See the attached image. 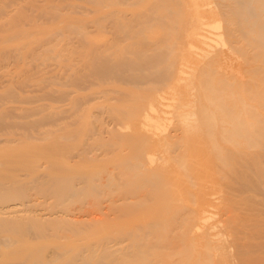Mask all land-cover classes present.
<instances>
[{"label":"rangeland","instance_id":"rangeland-1","mask_svg":"<svg viewBox=\"0 0 264 264\" xmlns=\"http://www.w3.org/2000/svg\"><path fill=\"white\" fill-rule=\"evenodd\" d=\"M91 1L92 0H25V1L24 0H0V7L3 8V9H0V23H1V25H0V36H1L0 38L1 39L0 40L6 41V42H3L2 44H1L2 41L0 42V46H1V48H0V116H1L0 117V264H13V262H14V264H28V262L32 263L35 260L34 257H37L39 255V253H38V255L35 254L38 251L40 252V254H42L43 257L49 256L48 258H50V260H53L50 264H66V262H67V264H72L75 261L74 258H76V256H78L77 253L79 251H82L84 248H88V246H92L96 241H98L99 238L105 237L103 235L109 229V224L112 225L115 218H118L121 220V221H119V220L118 221L120 222V225L122 227L123 223L128 222L131 219V217L134 216L133 214L140 213L141 212L140 210H143V209H141L143 207V205L138 203V201H141L142 198H139V200L137 198L136 199V201L138 200L137 202L133 198H131L132 199L131 200L129 197L123 201L122 196H124V195L128 196V194L130 195V193L127 192L128 185L126 187H124L128 183L127 182L128 180L123 181L124 179H120V178H122V175L119 174L121 166L123 165L122 162L124 160V162H125L124 165L129 163L130 160L127 159L128 157H126V155L130 154L132 148H134V151L132 150V152H131L133 154H130V155H132V157H135L134 154H136V158H137L139 150H136L135 146H133L131 149L126 151L127 146L124 147V145H125L124 136L125 135L123 133H120L119 131L116 132V130H115V129H117L116 123H117V125L118 124L121 125L127 119V114L124 112L123 109L128 108L126 106H128L129 104L131 105V103H129V101H131V99L133 98V97H131V95H133L132 93L135 94L136 92L146 91L145 89L149 90V88H153L154 86L158 88L157 89L158 93H159L158 100H162L165 102V105L163 106V111H164L165 117L166 116L169 117L171 115L172 106H169V105H171L173 103V100L171 99V97L174 96V92H173V90L171 91L170 89H166L164 87H167V83L165 81H167V82L170 81L169 78H171L170 74L172 72L171 70L173 69L172 66L174 67V65H171V67H170L169 65H167V63H168V61L170 63H172L174 61V59L176 60L178 58V54H177L176 50H175L176 51L175 52L172 49H165L166 51L163 50V53L165 54V56H167L168 59L166 57L163 58L164 54L160 55L161 57H159V55H158L159 53H158L157 54L158 55L157 60L160 58V60H162V61L161 62L158 61L159 64L157 62L154 63L155 61L153 62V58L149 57L150 60L152 61L151 62L149 60L148 56H151V54H150L151 49H149V48L152 46L150 42H153L152 41L153 38L150 35H153L156 31H158L157 38L154 36L153 37L155 40L159 41L160 43H161V41H164V43H167V42L171 43L172 42V44L175 42H179V40L184 35H186V33L184 31L182 33L179 30V28H182L183 23L187 19H189L190 17H193V16L197 15L198 13H200V11L204 7H206V6L211 7V4H209V5L200 6L198 9L192 10L186 6L182 7V3L180 2V0H158V20L157 19L155 20V18H157V14H155V16H150V18H152V20H149V19L145 20L144 19L143 20V21H145V23H144L142 21V19H140L138 17H137L138 19H136V16L134 19L133 18L134 14L132 15V12H136L137 10L139 11V10L149 9L154 4L155 0H138V1L136 0L137 3L135 5H134V3L136 1H133V4H131L132 3L131 1H130L131 3L128 2L127 4L116 2L115 5H112V6H110V8H108V10L112 12L111 16L114 14H121V13H123L122 11L124 10V13H123L124 15L121 14L119 16L122 17V18L120 17L122 19V22H125L127 20L126 24L128 22L130 24V26H132L131 29L129 26L128 31H125L126 29H128V28H126L124 31H122L123 33L120 35V33H121L120 29H122V24H118L119 27H117V22L118 21L120 22V20H121L118 17V15H116V16L120 20H118L116 16H113V17H116L117 20L113 19V17H112V18H109L111 21L110 20L108 21V19L105 18L104 20H99L100 24L103 26L96 25V27L91 20H88V21H91V23L86 22V23H84V26H83V25H79V23L73 19V18H75V16L77 14L78 15L76 17L81 16V18H82V14H86V13L88 15L94 16L95 20L92 19L93 17L88 18V16H87L88 19H92L94 21L98 20L99 16H101L100 18H103L102 16L106 12H102L103 13L102 15H100L99 13L98 14L97 13H91L94 10V8H98L97 10H99V8L101 7L97 4L93 5L95 3H94V1H92V2ZM115 1L116 0H114V2ZM119 2H121V1H119ZM16 5H17L18 9H16L17 8ZM12 6H13V8H12ZM71 6H72V8H71ZM73 7L75 10L73 9ZM19 8H20V10H19ZM12 9L17 10L19 13H17V11H13ZM51 9H52V11H51ZM167 9H169V10H167ZM9 10L13 11L12 15H11L12 17L10 16L9 13H7V12H10ZM117 10H119L121 13H119ZM73 11H75L77 13H73ZM78 11H80V12H78ZM64 12H65V14H64ZM66 12H68V15L70 16L69 19H68V16H65L67 14ZM94 12H97V11L95 10ZM125 12H126V14H125ZM13 13H15V14H13ZM7 14H9V15H7ZM130 14L132 15V18L130 16ZM150 14L152 15V12ZM53 15H55V16H53ZM86 15H84L83 21L85 19H87V18H85ZM125 15H126V17L123 18V16H125ZM8 16H10V17H8ZM51 16H53L54 18ZM104 16L106 17V15H104ZM127 16H130V18ZM65 18H67V20H68V21L64 20V22L66 24L62 22L63 21L62 19H65ZM81 18H80V20H82ZM75 19H77V18H75ZM139 19L144 24L141 25L140 21H139V23H137ZM77 20L79 21V19H77ZM59 21H61V22H59ZM73 21H76L77 23H75ZM155 21H158V22H155ZM32 22H34V23H32ZM146 22H149L151 25H149V23H146ZM2 23H4V25ZM215 23H218V25H219L218 28L213 27V24H215ZM67 24L70 26V28L68 30L66 27ZM80 24H83V23L80 22ZM61 25H63V27H61ZM64 25H66V26H64ZM145 25L149 26L148 28H146L147 30L149 29V31L152 30V28H154V29L156 28V29L151 31L153 33L148 32L144 28V27H146ZM211 25L212 26H209L207 28V30H204V29L201 30L202 34L209 38V39H206V41H208V45H210V46H207L204 43H197V46L199 48H198V50L194 49V51H196L197 53L191 54L190 58L185 56V59L183 62L184 64L181 67L183 70L182 76L187 77L191 74L192 63L190 62V60H192V59L197 60L207 50H211L214 48L226 49L227 46L224 44L225 43V36L223 35V31H222L223 21L221 19H215V20L211 21ZM79 26H81V28H80L81 30L85 29L84 31L88 32V34L86 33V35H88V36L91 35L90 36L91 38H94V37L97 38L100 35H103L104 40H111L110 41L111 44H109L110 46L111 45L113 46V44L115 43L114 42L115 40H117V41L120 40L122 38L121 37L122 35H124V37L128 36V38H126L128 40H125V38L123 37V39L125 40L124 42L129 41V44L128 45L126 44L127 50L129 47L131 48V46H129L131 43H133V44H131V45H133L132 46L133 49H138L137 46L140 48L142 43L145 42V44L143 43V45H145L146 47L142 45V48L144 47L145 48L144 50H146L148 47L147 52H148V50H149V52L145 53L147 56L141 55V57L143 56L142 59H144V60H145L144 57H147L145 61L147 62V60H149V62L146 63L144 60H141L138 58L139 59V60H137L138 63H137V61L136 62L131 61V63H129L130 62L129 60L131 59L130 56H133V54L128 53L127 57H125L124 56L125 54L123 55L122 51L121 52L119 51L121 49L120 46H119V48H116V46L121 45V43H123V40L122 41L120 40L121 42L118 41V43H115V44H117V45H115V47L113 46L114 49H116V50L118 49L117 52L111 46L113 51H111V49L109 48L110 50L107 49L108 50L107 52H105V50H104L101 53H98L101 50H103V46H101V45L107 43V42H104V40H103V44H102L101 43L102 41L100 39V42H99V43H101V45H100L98 42L95 41V40L98 41L99 38H97V39L95 38V40L93 39V41H95V43L94 42L92 43V40L89 39V41H88V39L85 37L87 39V41H86V39H83L80 36V37H78L79 39H76V40H78V42H76L75 33H73L74 30H72L71 27H74L77 29ZM82 26L84 29L82 28ZM150 27H152V28H150ZM14 28H16V29H14ZM143 28H144V30H142ZM53 29H54V31H53ZM60 29L61 30L66 29V30H63V32H62ZM132 29H133V32H135L134 34L132 32ZM135 30H137V31H135ZM138 30H140V31H138ZM66 31H68V32H66ZM70 31L72 34H70ZM129 31L132 32L131 34H133L135 37H132L131 34L128 33ZM53 32H54V34H53ZM60 32H62V33H60ZM124 32H125V34L127 32L130 35V37H129V35L125 36ZM139 32H141V33L139 34ZM67 33H68V36H67ZM146 33H148V35ZM149 33H151V34L149 35ZM48 34H50V35H48ZM52 34L57 36V37L53 36ZM62 34H65L66 38H65V35H62ZM2 35H3V37H2ZM60 35H62V36H60ZM69 35L71 37L70 38L71 40L68 39ZM147 36H149V37L147 38ZM105 37L106 38L108 37V38L106 39ZM113 37H114V41H113ZM55 38H57V39H55ZM76 38H77V36H76ZM130 38H132V39H130ZM149 38L151 41H149ZM66 39L72 41L73 44H72V42H69L68 40L66 41ZM144 39L147 41H144ZM55 40H58V41H55ZM60 40H65V42L63 41V43H62V41L60 42ZM47 41L48 42L50 41V42L47 43ZM90 41L92 44L90 43ZM157 41H154L152 44H154ZM173 41H175V42H173ZM59 42L62 43L63 45L66 44L67 46L68 45L70 46L72 44L71 47L73 46L74 50L71 51L70 50L71 47L69 48V46H68L69 50L71 51L70 53H65V52L62 53V51L60 53L59 48L61 49L63 47V45H61ZM80 42H81V44H80ZM119 42H120V44H119ZM46 43H47V45H46ZM53 43H57L58 44V45L56 44L57 47ZM137 43H138V45H137ZM21 44H22V49H18L17 47ZM48 44H51L52 45L51 47H53V48L49 49L50 46H48ZM96 44H98L97 48H95ZM156 44H158V43H156ZM44 45L46 47H48V49L47 48L45 49L47 51L42 49L45 47ZM147 45H149V46H147ZM86 46L89 47V49H91V50H89ZM93 46H94V49H93ZM104 46L106 47V45H104ZM124 46L125 45L123 43L122 49L124 48ZM73 47H72V49H73ZM100 48H101V50H100ZM164 48H165L164 46L161 47V51ZM139 50H141V48ZM167 50H168V52H167ZM37 51H39V52H37ZM161 51L159 50L158 52H161ZM87 52H89V53H87ZM90 53H92V54H90ZM106 54H108V55H106ZM142 54H144V53H142ZM93 55L97 56V58L95 56L93 57ZM102 55H103V57H102ZM88 56H90V57L88 59H86ZM91 56H92V58H91ZM117 56L120 58L117 59ZM94 58H95V60H94ZM107 58L109 61L106 60ZM121 58L124 60H122ZM61 59H63V60L60 61ZM81 59L85 60V61L82 60L84 63L81 61ZM90 59H92V60H90ZM115 59H117V60L115 61ZM132 59H134V58H132ZM53 60L55 62H57V61L58 62L55 63ZM69 60H71L70 61L71 63L69 62ZM88 60H90V62ZM125 60H127V61H125ZM140 60L142 62H139ZM93 61H94V63H93ZM117 61H118V63H117ZM112 62H114L115 65L112 64ZM150 62H151V64H150ZM77 63H78V66H76ZM82 63H83V65H82ZM88 63H91L92 66L90 64L88 65ZM109 63H110V66H108ZM116 63H117V66H116ZM63 64H65V65H63ZM73 64H75V65H73ZM93 64H95L94 65L95 69L93 68ZM156 64H158V65H156ZM58 65L59 66L61 65V66L59 67ZM67 65L71 66V68H73L75 66V68H74L75 70L72 71L71 69H69V67ZM138 65H139V67H138ZM143 65H144L145 69L144 68L141 69V67ZM148 65L149 66L151 65V66L149 67ZM87 66H90L89 70L86 69V68H88ZM126 66H128V67L131 66V67L129 69ZM222 66H223L224 70L235 75V77L238 76L237 79L242 78V80L245 77H246L245 80L247 79V76H249L248 75V72H249L248 69L251 67L253 68V64H251V63L247 64L245 57L242 54H240L239 52H231V53L227 54V56L224 59V62L222 63ZM55 67H58V68H55ZM78 67H79V70H77ZM91 68H93V69H91ZM96 68H98V69H96ZM108 68H110V69H108ZM46 69H47V71H46ZM62 69H64V70H62ZM165 69H167V70H165ZM93 70H95V71H93ZM109 70H111V71H109ZM164 70L166 71V73ZM55 71H56V73H55ZM68 71H69V73H67ZM255 71H256V69H255ZM13 72H15V73H13ZM72 72L76 76L74 74H72ZM155 72H157L158 74ZM12 74H14V75H12ZM150 74H151V76H150ZM73 75H74V77H73ZM83 75H85V76L83 77ZM107 75H109V76H107ZM104 76H106V78ZM40 77H42V78H40ZM69 77H70V80H67V79H69ZM133 77H135V79ZM139 77H141V78H139ZM101 78H103V79H101ZM156 78H157V80H156ZM44 79H46V80H44ZM104 79H105V82L103 81ZM256 79L257 78L255 77V80L252 79V81H250V82L247 81V80H250V78L247 79L246 81L244 80L241 82L237 80V83L235 80H233L234 81L233 85H232L233 88L231 85H230L231 88L229 86V89L233 90V91L231 90V92L233 94L229 93V91H228L229 89H228L227 90L228 92L226 91V94H224V98L226 97V100H227L228 98H231L230 96H232V95H234V96H232V98L233 97L235 98V97H237V96H235V94L237 95V93H238V97L235 99L238 100V98L240 97V100H242L245 97V96H243L245 94V92L243 90L241 91V89H243V87L245 85H247V84H244L243 86H241L242 82L253 83V81H256V82L258 81ZM47 80H48V83H47ZM132 80L134 81V85H133ZM141 80H143V81H141ZM191 80L194 81V83H192V82L191 83L193 85H195L196 80L194 78ZM239 80H241V79H239ZM138 83H140V84H138ZM163 84H164V86H163ZM258 84H259V81H258ZM258 84H256V86ZM260 84L262 86L264 85V84H262V82ZM239 85H240V87H239ZM234 87L236 90L235 94H234ZM236 87L238 89H236ZM122 88L123 89L125 88V89L123 90ZM161 88L162 89L164 88L165 90L164 89L162 90ZM195 88L192 89V91L197 92L198 87H195ZM222 88H225V87H222ZM140 89H142V90H140ZM150 90H152V89H150ZM153 90H155V89L153 88ZM222 90L225 91V89H222ZM62 91L65 92V94L62 93ZM128 91H129V94H128ZM102 93H104V94H102ZM228 93L232 94V95H228ZM73 94H75V95L73 96ZM136 95H137V93H136ZM225 95H227L228 97ZM248 95L251 96V93L248 92ZM125 99L128 102L126 103V101H125V102L121 103ZM235 99H233L234 102H237V101H235ZM244 99H246L245 100L246 102H251V104L252 103L256 104L255 101L253 102V100L251 101V100L247 99L246 97ZM244 99H243V101H244ZM191 100L192 99H185L184 103L191 101ZM228 100H231V99H228ZM233 100L228 101V102L231 104L233 102ZM240 100H238L239 104L237 103L236 106H235V103L234 104L232 103L233 106L231 104L232 107L235 106L234 109H237L238 113L241 110V105H240L241 102H239ZM255 100H257V99H255ZM118 102H120V103H118ZM132 102H133V100H132ZM42 104H43V106H42ZM49 104H51V105H49ZM123 104L126 106H124ZM230 104H229V106H230ZM237 105L238 106L240 105L239 106L240 108ZM256 105L258 106L259 112L264 115V106H261L259 104V100H257ZM37 106L40 108H37ZM42 107H43V109H42ZM49 109H51V110H49ZM62 110H64V111H62ZM237 110H236V113H237ZM51 111H54V112H51ZM114 112H116V113H114ZM111 113H113L117 116L112 115ZM125 114H126V116H125ZM245 117L243 116L242 118L248 119L247 116H245ZM217 125L215 128V132H216V134L220 135L218 132L222 131V129L220 130L221 125H219V124H217ZM223 126H225V125L223 124ZM109 127L111 128L110 130H109ZM134 135H136V134H134ZM129 137L127 135L125 136V138H128V139H126L127 141L129 140ZM120 138L123 139L122 144H120V142H118V140L120 141ZM131 138H132V140L134 139L133 136H131ZM216 138L217 139H215V140L218 142V140H220V139L217 135H216ZM240 140L242 141V143L244 142V140H242V139H240ZM263 140H264V137L262 138L260 143L253 146V148H247V146L243 145L241 142H236L235 144H234V142H232V143L230 142L231 145L228 142L226 144L224 142L223 143L219 142L221 148H223L221 150L222 151L225 150V152L227 151V153L223 152V154H225V155L229 154V156H231V158L229 159L230 163H228L229 162V160H228V162H226V164H225V165H228L229 167L228 166L224 167L225 168V169H223L224 172L220 170L221 173L223 172L225 174V172H226L227 176H225L224 178L222 176V179H218V181L219 180L220 181L217 182L218 186L220 188V193L222 194L221 203H220L221 207L219 206V208H218V213L221 216L217 215L213 220H215L216 218H219V217L222 218V216L225 217V214H226V216L228 215L227 214L228 210L225 212L224 208H225V205L227 207V205L230 203L229 201H231V205L229 204V206L232 208H230L229 210L232 211V213L231 214L229 213V214L232 216L233 220L236 219L235 221H240L239 223H237L238 225L236 224L237 227L242 226L241 228H236V230L239 229L238 230L239 233L241 231L244 232V230H245V233L247 232L246 234L240 233L242 235H240V234L239 235L241 236V238L245 239V240L241 239V241L246 242L244 249L246 248L247 250L246 249L245 250L248 253H247V256H245L246 253H245V255L242 256L245 259L244 260L242 258L243 259L242 261L240 258L238 259L234 255L235 260L237 261V264H245V262H246V264H253L254 262H255V264H264V261H262V260H264V211H263V208H264V203H263L264 202V186H262L264 184V179H263L264 176H262V174H264V173H262L261 177H260L259 176L260 172L258 171L259 168H261V166H262L261 169L264 170V143H261ZM132 144H134V143H132ZM224 146H225V149H224ZM261 146H263V147H261ZM128 148H129V146H128ZM212 151L210 152V156L211 155L215 156V155L211 154V153H214V150H212ZM228 151H229V153H228ZM236 151H239V152L241 151L242 152V153H240L241 155L239 154V152L237 153ZM246 151L248 152V154ZM230 152H233L232 155L233 154L235 155V153H237V155L239 154L238 157L235 155V157L237 159L235 157H234L235 158L234 159L233 158L234 155L233 156L230 155L231 154ZM176 153L177 152L175 151V158L178 157V154L176 155ZM214 154H216V153H214ZM58 155H60V156H58ZM110 155H112V156H110ZM242 155H243V157H242ZM244 155H246L247 157L246 156L244 157ZM257 156H258V159L256 158ZM109 157H111V158H109ZM129 157H131V156H129ZM171 157H172V155H171ZM173 157H174V154H173ZM67 158H69V161L70 160L71 161L66 163L64 161L68 160ZM72 158L74 160H72ZM117 158H119V160H117ZM211 158H212V160H214V157H211ZM243 158H245V159L243 160ZM60 159H61V161H60ZM129 159H131V158H129ZM238 159H239V162H238ZM232 160H234L235 162ZM72 161H73V163H72ZM133 161H136V159L132 158L130 162H133ZM231 161H232V163H231ZM240 161H242L243 163ZM55 163H61V164L54 165ZM213 163L215 164V168H218V165L216 164L217 161L216 162L214 161ZM240 163H242V164H240ZM251 163H252V165H251ZM255 163L259 166V168ZM65 164H67V165H65ZM129 164H127V165H129ZM216 165H217V167H216ZM233 165L234 166L236 165L235 166V172L237 170L238 172H236V173H238V175H236V173L233 172L234 171ZM246 165L249 167H247ZM212 166L214 167V165H212ZM237 166H239V168L241 166L242 169L241 168L240 169L243 172L239 168H236ZM227 167L229 169H227ZM254 169L255 170L257 169V170L255 171ZM104 170H106V171H104ZM245 170H247V173L250 172V173H248V176L250 175L251 178L247 177ZM228 171H232L229 173L235 174L237 176L236 179L231 177V175H229L227 173ZM252 171H253V173H252ZM254 171H255V173H254ZM257 171H258L259 175L256 173ZM107 174H109V175L105 176ZM110 174H111V176H110ZM233 174H232V176H234ZM254 174L258 175V179L260 177V180L255 179L257 176ZM228 175L231 177V180H230ZM251 175H253V176H251ZM226 177H228V178L226 179ZM238 177H239V179H237ZM240 177L242 178V180ZM106 178H108V179H106ZM185 178L188 179V177H185ZM243 178L245 179V182L247 181L246 184H249L250 181H251V183L247 186L246 184L243 183L244 182ZM87 179H89V180L92 179V180L89 181ZM109 179H111V180H109ZM254 179L256 181H254ZM101 180H103V181H101ZM78 181L80 183H78ZM189 181L190 182L188 184L190 185V183H191V185H192L193 184L192 179H189ZM230 181H233V182H230ZM234 181H236V182H234ZM101 182L103 183V185ZM123 182L124 183L127 182V183H125V185H124ZM220 182H223V183H220ZM257 182H259V183H257ZM260 182H261V184H260ZM131 183L132 182H130V184ZM241 183H243V186ZM99 184H100V186H97ZM227 184H231V185L233 184V186H235V188H236L235 190H240V191L242 190L241 193L238 191H235V195L233 197L227 198V195H229V194H227L228 192L226 189L229 190V188L232 187L230 185V187L227 188L228 187ZM257 184L261 185V188ZM249 186H250V188H249ZM109 187H110V189H109ZM122 187H124V189ZM133 187H135V185H133ZM188 187H189L188 188L189 192L191 191L193 195H195V193H197L198 190L196 189L195 186H193V187L188 186ZM239 187H241V188H239ZM5 188H7V189H5ZM129 188H131V187H129ZM257 189H259V191ZM162 191L163 190L158 189V194H161ZM124 192H126V194H123ZM191 192H190V194H191ZM190 194H188V196ZM185 195H187L186 191H185ZM251 195H252V197H250ZM246 196H247V198H246ZM15 197H16V199H15ZM61 198H63V199H61ZM191 199L192 198H190V200ZM109 200L111 201V203ZM161 200L162 199H160V201ZM56 201L57 202L59 201V202L57 203ZM112 201H114V204L112 203ZM133 201L136 202V204H134ZM225 201H228L229 203L225 204L226 203ZM237 201H239L240 204H239V202L236 203ZM123 202L125 205L127 204L126 205L127 207L123 204ZM243 202H244V204H243ZM94 203H95V205H94ZM132 203H133V206L135 205L134 206L135 208H133L132 206L130 207V204H132ZM137 203H138V205H137ZM234 203H236L237 205ZM107 204H109L110 207H108L109 205L106 206ZM112 204L114 205V207L112 206ZM221 204H225V205H221ZM234 205L236 206V208L238 205L239 206L242 205V207L240 206L241 209H239V206H238V209H233V208H235ZM243 206H244V209H242ZM15 207H16V209H15ZM249 207H252V208H249ZM256 208H257V210H256ZM184 209H186V208H184ZM88 210L89 211L92 210V213L90 212L89 215H87V213L89 212ZM116 210H118V212ZM225 210H226V208H225ZM137 211H140V212H137ZM221 213H224V214L222 215ZM250 213H253V214H250ZM234 214H236L237 216L233 217V216H235ZM21 215H24V216H21ZM129 215H132V216L130 217ZM257 215H259V216H257ZM92 216L96 220L97 219H101V220L103 219L102 223L99 221V223L95 222V225H94V223L90 224L91 220H87V219H91ZM128 216H129V218H125ZM10 217L11 218L13 217V218L11 219ZM158 217H160V218H158V223L162 224L161 215H158ZM166 217H168V216H166ZM257 217H258V219H256ZM15 218H16V220H15ZM104 218H108L110 221H111L110 218H112L113 222L109 223L110 221L107 219L104 223L103 222ZM243 218H244V220H243ZM63 219H65V220H63ZM240 219H242V220H240ZM39 220H40V222H38ZM245 220L247 222H244ZM107 221H109L108 226L106 223ZM121 222H122V224H121ZM40 223H41V225H40ZM234 223H236V222H234ZM115 224L117 225L118 223L114 222L113 225H115ZM247 224H248V226H247ZM104 225H105V228L107 226V230L104 229L106 231H104V234L103 233L101 234V231L99 233V231H97V230H101V229L103 230ZM113 225H112V227L110 226V228H114ZM116 225H115V227H116ZM120 225H118V227ZM172 225H174V224H172ZM73 226L74 227L77 226V227L74 228ZM261 226L263 228L260 229ZM28 227H29V229H28ZM160 227L161 226H158V228H160ZM248 227H250V228H248ZM86 228H87V230H86ZM118 229L122 230L121 228H118ZM240 229H242V230H240ZM42 230H43V233H42ZM111 230L112 229H110V231ZM113 230H116V229L114 228ZM38 232H39V234H38ZM88 232L89 233L91 232V233L89 234ZM96 232H98V233L96 234ZM243 235H245V236H243ZM253 235H257V236H253ZM245 237H247V238L250 237V238L247 240ZM16 238H19L18 239L19 241ZM171 241L172 240L169 237V239H168L169 249L171 247L175 248V245H177L178 248H175L176 250H174V248H172L174 251L168 250V249L164 250L162 247H158V253L166 254V253L171 252L172 257L173 258L175 257L176 258L175 260H178V258L180 256L178 257V256H173V255L177 254V251L180 252L182 250L181 246L183 243L180 242V239L179 240L175 239L173 241L175 244L173 245V242H171ZM170 242H171V244H169ZM88 244H90V245H88ZM17 246H19V247H17ZM22 252H24V253H22ZM28 252H29V254H28ZM58 252H60V253H58ZM11 253L13 256L11 255ZM21 255H23V256H21ZM178 255L182 256V253H180ZM17 256H20V257H17ZM25 256H27V257H25ZM42 256H38V257L43 259ZM15 257H16V259H19V258L20 259L16 260ZM29 257L31 258V260ZM28 258H29V260H28ZM32 259H34V260H32ZM44 259H47V257H45ZM180 260H182V258ZM173 261H174V259H173Z\"/></svg>","mask_w":264,"mask_h":264},{"label":"bare ground","instance_id":"bare-ground-1","mask_svg":"<svg viewBox=\"0 0 264 264\" xmlns=\"http://www.w3.org/2000/svg\"><path fill=\"white\" fill-rule=\"evenodd\" d=\"M25 1V0H24ZM94 1L95 4L93 5H99L101 6L99 8V10H97L98 8H94V10L91 13H99L100 15H102V12H106L103 14V18H100L101 16H99L98 20H95L94 16L91 15H87L86 14H82V18L81 16L76 17L77 19H79V21L83 24H80V22L73 18L74 20H76L79 25H83L86 22H90L91 21L94 23L95 27L96 25L99 26H103L100 24L99 20H104L105 18L108 19V21L110 20L109 18H112L113 16L118 15V17L120 18L121 14L124 13V10L122 11L123 13H121L119 10H117L119 13L121 14H114L111 16L112 12L108 10V8H110V6L115 5L116 2L117 3H131L133 4V1L136 0H116L114 2V0H92ZM91 1V2H92ZM121 1V2H119ZM131 1V2H130ZM138 1V0H137ZM137 1L134 3V5L137 3ZM180 2L182 3V7L186 6L189 9L195 10L198 9L200 6H204V5H209L210 6H206L204 7L200 13H198L197 15L190 17L189 19H187L183 25L182 28H179V30L183 33V31L186 33V35H184L179 42H175L172 44L171 43H164V41H161V43L157 40L154 39V37L157 38L158 36V31H156L153 35H150L151 31L155 30L154 28H152V30L149 31V29L147 30L146 28H148L149 26L145 25L146 27H144L149 33L150 36H152V41H157L154 44L151 43V47L149 49L150 50V54L151 56H148V58H153V62L154 63H158L161 62L162 60H160V58L157 60L158 55L159 57H161L160 55H163V50L165 49H172V50H176L177 54H178V58L170 63L168 61L167 65H169L171 67V65H174V67L172 66V72L170 74L169 78V82L164 81L167 83V87H164L166 89H170L171 91L173 90L174 92V96L171 97V99L173 100V103L169 106H172V112L171 115L168 117L164 115V111H163V106L165 105V102L162 100H158V88L157 87H153L155 90H153V88H149L145 89L146 91H140V92H136L132 93L133 95H131V97H133L131 99V101H129V103H131V105L129 104L128 108L123 109L124 112L127 114V119L124 121L123 124L121 125H117V129L116 132H120L123 133L125 136L127 135L129 137V140L127 141L124 136V142H125V146H127L126 151L131 149L133 146H135L136 150L138 151V155L136 158V154H134L135 157H132L133 154L131 153L132 150L134 151V148H132L130 154L126 155V157H128L127 159L131 161L132 158H135L136 161L130 162L124 165V158L123 160V165L121 166L120 172L119 174L122 175V178L120 179H124L123 181H127L125 183H127L125 185L124 183V187H127V192L130 193V195L128 194V196H122L123 197V201L125 199H127L128 197L131 199L133 198L135 201L138 198H142L141 201H138L139 204H142L143 207L140 211V213L137 214H133L129 215L131 217V219L122 224V227L120 225L121 221L118 218L114 219L115 223H118L115 227L114 222L111 219V221L108 218H104V223L105 221L108 219L109 221H107V226H108V222L112 223V225L114 226V228L116 230H113L114 228H110V226L112 227L111 224H109V229L107 230V226L105 228V225L103 227V230H97L101 231V234H105L103 236L105 237H101L98 239V241H96L92 246H88V248H84L82 251H77V255L74 261V263L72 264H237V261L235 260V256L236 258H240L241 261L244 259L242 256L246 255L247 256V249H244L245 243L246 242H242V240H245L243 238H241L240 233H245L244 232H240L239 233V229L236 230V228H241V227H237V223H239L240 221H235L236 219L233 220L232 216L230 215L232 213V211H230L229 209L232 208L229 206V204L231 205V201H225L227 203H229L226 207L225 204H221V205H225L224 211L226 212L227 210V216L225 214V217L222 216L219 218H216L215 220H213L217 215L221 216L218 213V208L220 206L221 203V198H222V194L220 193V188L218 186V179H222L226 175L223 173V169H225L224 167L228 166L225 165L226 162H228V160L231 158V156H229V154L225 155L223 154L224 151H222L220 143L224 142L225 144L228 142L230 144V142H234V144L236 142H241L242 140H244V142L242 143L243 145H246L247 148H253V146L257 145L260 143V141L262 140V138L264 137V115L262 113L259 112L258 110V106L257 104V100H259V104L261 106H264V85L262 86L260 83L262 82V84H264V0H180ZM6 3V2H5ZM4 3V4H5ZM130 4V5H131ZM11 5V4H10ZM20 5V4H19ZM21 6V5H20ZM46 6V5H45ZM51 6V5H50ZM80 6V5H79ZM10 7V6H9ZM15 7V6H14ZM17 7V5H16ZM15 7V8H16ZM47 7V6H46ZM53 7V6H52ZM57 7V6H56ZM76 7V6H75ZM97 7V6H96ZM5 8V7H4ZM13 8V6H12ZM45 8V7H44ZM61 8V7H60ZM72 8V6H71ZM70 8V9H71ZM83 8V7H82ZM0 9H3L0 7ZM18 9V7L16 8ZM67 9V8H66ZM74 9V7H73ZM13 11H17L15 9H12ZM12 10H9L10 12H7L10 14V16L12 15ZM20 10V8H19ZM42 10V9H41ZM46 10V9H45ZM58 10V9H57ZM75 10V9H74ZM83 10V9H82ZM81 10V11H82ZM85 10V9H84ZM97 12H94V11ZM166 10V9H165ZM169 10V9H167ZM40 11V10H39ZM38 11V12H39ZM52 11V9H51ZM63 11V10H62ZM90 11V10H89ZM116 11V12H117ZM70 12V11H69ZM80 12V11H78ZM101 12V13H100ZM152 12V15L150 14ZM17 13H19L17 11ZM59 13V12H58ZM67 14L65 16H68L69 19V15L68 12H66ZM73 13H77L75 11H73ZM7 14V15H9ZM15 14V13H13ZM40 14V13H39ZM49 14V13H48ZM61 14V13H60ZM65 14V12H64ZM81 14V13H80ZM126 14V12H125ZM134 14V15H133ZM136 14V15H135ZM155 14H157V18H155V20H158V0H155L154 4L146 10H137L136 12H132L133 18L136 19L140 18L142 19V21L145 19H149L152 20V18H150V16H155ZM6 15V16H7ZM50 15V14H49ZM84 15H86L85 18H92V19H85L83 21V17ZM106 15V17L104 16ZM124 15V14H123ZM132 15L130 14L131 18ZM8 16V17H10ZM46 16V15H45ZM55 16V15H53ZM51 16V17H53ZM72 16V15H71ZM91 16V17H90ZM130 16H127L130 18ZM5 17V16H4ZM7 17V18H8ZM12 17V16H11ZM117 17V16H116ZM116 17H113V19H116ZM117 17V19H118ZM126 17L123 16V18ZM138 17V18H137ZM149 17V18H148ZM54 18V17H53ZM62 18V17H61ZM60 18V19H61ZM80 18L82 20H80ZM122 18V17H121ZM120 18V19H121ZM154 18V17H153ZM59 19V20H60ZM72 19V20H73ZM116 19V20H117ZM118 19V20H120ZM138 20L137 23H139V21L141 22V20ZM215 19H221L223 21V25H222V31H223V35L225 36V45L227 46L226 49H221V48H214L211 50H207L206 52H204L202 54V56L200 58H198L197 60H190V62L192 63V72L189 76L185 77L182 76V65L184 64V59L185 56H187L188 58L191 57V54L193 53H197L195 50H198V46L197 43H204L207 46L208 45V41H206V39H209L208 37L204 36L201 32V30H207V28L211 25V21L215 20ZM10 20V19H9ZM63 20V21H62ZM61 21L63 23L64 20H67V18L62 19ZM71 20V21H72ZM91 20V21H88ZM126 20V19H125ZM130 20V19H129ZM33 21V20H32ZM51 21V20H50ZM49 21V22H50ZM59 21V22H61ZM68 21V20H67ZM76 21H73L75 23H77ZM99 21V22H98ZM111 21V20H110ZM124 21V20H123ZM127 21V20H126ZM125 22H122V19L120 20V22H117V27H119L118 24H122V29H120L121 33L120 35L123 33L122 31H128L129 30V26L130 24L127 22L126 24ZM132 21V20H131ZM134 21V20H133ZM102 22V21H101ZM136 22V21H135ZM145 23V21H143ZM143 22H141V25L144 24ZM151 22V21H150ZM158 22V21H155ZM7 23V22H6ZM34 23V22H32ZM62 23V24H63ZM68 23V22H67ZM99 23V24H98ZM106 23V22H105ZM136 23V24H137ZM149 23V22H146ZM4 25V23H2ZM57 24V23H56ZM66 24V23H65ZM129 24V25H128ZM132 24V23H131ZM135 24V25H136ZM155 24V23H154ZM1 25V23H0ZM138 25V24H137ZM149 25H151L149 23ZM33 26V25H32ZM66 26V25H64ZM82 26V28H83ZM155 26V25H154ZM153 26V27H154ZM17 27V26H16ZM28 27V26H27ZM61 27H63V25H61ZM67 30L70 28V26L67 24ZM86 27V26H85ZM94 27V26H93ZM137 27V26H136ZM143 27V26H142ZM213 27L218 28L219 25L218 23L213 24ZM22 28V27H21ZM26 28V27H25ZM54 28V27H53ZM58 28V27H57ZM81 26H79L77 29L74 27H71L72 30H74L73 33H75V40L79 39L78 37L81 36V38L83 39H89L92 40V43L95 41L96 42H100L101 39V43L103 44V35H100L99 40H95L96 37L91 38L90 36L86 35V33L88 34V32L81 30L80 29ZM102 28V27H101ZM132 28V26H130V29ZM134 28V27H133ZM144 28L142 30H144ZM186 28V29H185ZM16 29V28H14ZM50 29V28H49ZM48 29V30H49ZM137 29V28H136ZM140 29V28H139ZM52 30V29H51ZM61 30V29H60ZM63 30L66 29H62L61 31L63 32ZM54 31V29H53ZM59 31V30H58ZM57 31V32H58ZM137 31V30H135ZM140 31V30H138ZM56 32V33H57ZM60 32V33H62ZM68 32V31H66ZM133 32V29H132ZM132 32H128V33H132ZM142 32V31H141ZM139 32V34L141 33ZM47 33V32H46ZM50 33V32H49ZM55 33V34H56ZM65 33V32H64ZM127 32L125 34V36L129 35ZM135 32H133L134 34ZM54 34V32H53ZM52 34V35H53ZM70 34L71 31H70ZM90 34V33H89ZM133 34H131L132 37H135ZM144 34V33H143ZM148 35V33H146ZM145 34V35H146ZM50 35V34H48ZM59 35V34H58ZM65 35V34H62ZM60 35V36H62ZM6 36V35H5ZM8 36V35H7ZM55 36V35H53ZM52 36V37H53ZM68 36V33H67ZM77 36V38H76ZM154 36V37H153ZM1 37V36H0ZM3 37V35H2ZM57 37V36H55ZM86 37V38H85ZM101 37V38H100ZM122 38L120 39L121 41L123 40L124 43V48L122 49L123 43H121V45L116 46V48H120L119 51H122V54L127 57L128 53L133 54V56H130V58H134V59H130L129 63H131V61L136 62L137 60L142 59L143 56H147L145 53L147 52V49L144 50L145 48H142L143 43L145 44V42L142 43L141 45V50H139L140 48L137 46L138 49H133V43H131L129 46H131V48L127 47L128 50L126 49V46L129 44L128 42H124L125 40H128L124 37V35L121 36ZM123 37L125 38V40L123 39ZM130 37V35H129ZM149 36H147L148 38ZM7 38V37H6ZM60 38V37H59ZM66 38V35H65ZM70 35L69 38L70 39ZM96 38V39H97ZM106 38V37H105ZM108 38V37H107ZM106 38V39H107ZM1 39V38H0ZM5 39V38H4ZM57 39V38H55ZM66 39V41L68 40ZM86 39V41H87ZM93 39L95 41H93ZM111 39V38H110ZM116 39V38H115ZM132 39V38H130ZM6 40V39H5ZM71 40V39H70ZM68 40L69 42H72ZM73 40V39H72ZM118 40V41H120ZM142 40V39H141ZM2 41V42H1ZM58 41V40H55ZM63 41L65 42V40H60V42ZM111 40H104V42H107L106 44L101 45V43H99L101 46H103V50H101L100 48V52L101 53L105 50V52H107L108 50L111 49V51H113V46L115 47V43H118L117 40L114 41V37H113V46L111 48V46L109 44H111L110 42ZM120 41V42H121ZM144 41H147L144 39ZM149 41L150 38H149ZM1 44L3 42H6L4 40H0ZM50 42V41H49ZM47 41V43H49ZM59 42V43H60ZM76 42H78V40H76ZM119 42V44H120ZM132 42V41H131ZM46 43V45H47ZM52 43V42H51ZM62 43H60L61 45H63ZM91 43V41H90ZM89 43V44H90ZM91 43V44H92ZM158 43V44H156ZM54 45H56L57 43H53ZM70 44V43H69ZM73 44V42H72ZM71 44V45H72ZM81 44V42H80ZM127 44V45H126ZM162 44V45H161ZM41 45V44H40ZM58 45V44H57ZM56 45V47H57ZM71 45L69 46V48L71 47ZM106 45V47L104 46ZM109 47H108V46ZM147 45V46H149ZM20 46V47H19ZM17 48L18 49H22V44L19 45ZM42 46V45H41ZM45 46V45H44ZM48 46H50L49 49L53 48L51 47V44H48ZM68 46L65 44L63 45V47L60 49L59 48V52L61 53H70L71 51L74 50V47L72 49L71 47V51L69 50ZM98 44H96L97 48ZM145 46V45H143ZM165 47L164 49H162L161 51V47ZM59 47V46H58ZM79 47V46H78ZM87 47V46H86ZM146 47V46H145ZM1 48V46H0ZM41 48V47H40ZM48 49V47H44L42 49ZM55 48V47H54ZM89 49V47H87ZM92 48V47H91ZM110 48V49H109ZM41 49V50H42ZM56 49V48H55ZM94 49V46H93ZM108 49V50H107ZM126 49V50H125ZM143 49V50H142ZM35 50V49H34ZM91 50V49H89ZM116 50V49H114ZM161 52H158V51ZM47 51V50H45ZM95 51V50H94ZM110 51V52H111ZM118 51V49L116 50V52ZM166 51V50H165ZM164 51V52H165ZM175 51V52H176ZM39 52V51H37ZM41 52V51H40ZM91 52V51H90ZM115 52V53H116ZM152 52V53H151ZM168 52V50H167ZM231 52H239L240 54H242L245 57V60L248 63L253 64V68H249L248 69V75L247 79L250 78V80L247 81H252V79L255 80V77L257 78L256 80L259 81H253V83H244L242 82L243 86L244 84H247L243 87V89H241V91L243 90L245 92V94L243 96H245L247 99L249 100H253V102L255 101V103L251 102H246L244 99L240 100V97L238 98V100H240L239 102L241 105V110L238 113L237 109H234V107L236 106V104L238 103V100H236L235 98L238 97V93L237 95L235 94V87H234V94L237 97H233L234 95H232L233 93L231 92L232 89H229V86L233 85V80L236 81H244L245 78H238L235 77V75L231 74L230 72L226 71L223 69L222 63L224 62L225 57L227 56V54L231 53ZM89 53V52H87ZM96 53V52H95ZM144 53V54H142ZM159 53V54H158ZM161 53V54H160ZM92 54V53H90ZM94 54V53H93ZM109 54V53H108ZM106 54V55H108ZM113 54V53H112ZM117 54V53H116ZM115 54V55H116ZM119 54V53H118ZM121 54V55H122ZM149 54V55H150ZM158 54V55H157ZM169 54V53H168ZM201 54V53H200ZM98 55V54H97ZM111 55V54H110ZM141 55H143L141 57ZM95 55H93L94 57ZM119 56V55H118ZM117 56V59L120 58ZM170 56V55H169ZM52 57V56H51ZM90 56H88L86 59H88ZM97 58V56H95ZM99 57V56H98ZM103 57V55H102ZM129 57V56H128ZM141 57V58H140ZM167 58V56H163V58ZM54 58V57H53ZM92 58V56H91ZM100 58V57H99ZM139 58V59H138ZM145 60L147 57H144ZM149 58V60H150ZM162 58V59H163ZM73 59V58H72ZM85 59V58H84ZM84 59H81V61H85ZM103 59V58H102ZM115 59V61L117 60ZM122 59V58H121ZM168 59V58H167ZM166 59V60H167ZM170 59V58H169ZM63 59H61L60 61H62ZM74 60V59H73ZM76 60V59H75ZM92 60V59H90ZM90 60H88L90 62ZM95 60V58H94ZM97 60V59H96ZM108 60V58L106 59ZM124 60V59H122ZM139 62H142V61ZM144 60V61H145ZM149 60H147V62H149ZM157 60V61H156ZM54 61V60H53ZM57 61V60H56ZM71 60H69L70 62ZM79 61V60H78ZM82 61V62H83ZM100 61V60H99ZM109 61V60H108ZM114 61V62H115ZM127 61V60H125ZM151 61V60H150ZM55 62V61H54ZM58 62V61H57ZM55 62V63H57ZM74 62V61H73ZM72 62V63H73ZM96 62V61H95ZM111 62V61H110ZM114 62H112V64H114ZM146 62V61H145ZM144 62V63H145ZM146 62V63H147ZM152 62V61H151ZM150 62V64H151ZM165 62V61H164ZM167 62V61H166ZM8 63V62H7ZM71 63V62H70ZM79 63V62H78ZM78 63L76 66H78ZM84 63V62H83ZM82 63V65H83ZM94 63V61H93ZM118 63V61H117ZM116 63V66H117ZM123 63V62H122ZM126 63V62H125ZM128 63V64H129ZM138 63V61H137ZM143 63V64H144ZM153 63V64H154ZM46 64V63H45ZM60 64V63H59ZM69 64V63H68ZM80 64V63H79ZM91 65V63H88V65ZM103 64V63H102ZM120 64V63H119ZM149 64V63H148ZM152 64V65H153ZM159 64V63H158ZM156 64V65H158ZM166 64V63H165ZM5 65V64H4ZM57 65V64H56ZM65 65V64H63ZM70 65V64H69ZM75 65V64H73ZM85 65V64H84ZM87 65V64H86ZM95 64H93V68L95 69ZM98 65V64H97ZM108 65V64H107ZM115 65V64H114ZM122 65V64H121ZM131 65V64H130ZM12 66V65H11ZM55 66V65H54ZM59 66V65H58ZM61 66V65H60ZM59 66V67H60ZM68 66V65H67ZM110 66V63L109 65ZM123 66V65H122ZM135 66V65H134ZM149 66V65H148ZM151 66V65H150ZM149 66V67H150ZM154 66V65H153ZM165 66V65H164ZM255 66V67H254ZM5 67V66H4ZM10 67V66H9ZM48 67V66H47ZM64 67V66H63ZM62 67V68H63ZM66 67V66H65ZM69 69H71L72 71L75 70V66L73 68H71V66H68ZM67 67V68H68ZM80 67V66H79ZM79 67L77 70H79ZM82 67V66H81ZM89 70L90 66H87ZM121 67V66H120ZM124 67V66H123ZM128 67V66H126ZM131 66H129L128 68L130 69ZM137 67V66H136ZM139 67V65H138ZM137 67V68H138ZM147 67V66H146ZM155 67V66H154ZM168 67V66H167ZM58 68V67H55ZM83 68V67H82ZM91 68V69H93ZM104 68V67H103ZM111 68V67H110ZM108 68V69H110ZM144 68V65L141 67V69ZM9 69V68H8ZM65 69V68H64ZM62 69V70H64ZM90 69V70H91ZM98 69V68H96ZM112 69V68H111ZM115 69V68H114ZM113 69V70H114ZM119 69V68H118ZM136 69V68H135ZM145 69V68H144ZM149 69V68H148ZM256 69V71H255ZM67 70V69H66ZM70 70V71H71ZM167 70V69H165ZM164 70V71H165ZM11 71V70H10ZM42 71V70H41ZM47 71V69H46ZM85 71V70H84ZM95 71V70H93ZM107 71V70H106ZM111 71V70H109ZM108 71V72H109ZM121 71V70H120ZM151 71V70H150ZM163 71V72H164ZM90 72V71H89ZM137 72V71H136ZM15 73V72H13ZM56 73V71H55ZM69 73V71L67 72ZM87 73V72H86ZM94 73V72H93ZM115 73V72H114ZM143 73V72H142ZM146 73V72H145ZM157 73V72H155ZM166 73V71H165ZM72 74H74L72 72ZM79 74V73H78ZM89 74V73H88ZM134 74V73H133ZM141 74V73H140ZM153 74V73H152ZM158 74V73H157ZM173 74V75H172ZM7 75V74H6ZM14 75V74H12ZM75 75V74H74ZM73 75V77H74ZM113 75V74H112ZM132 75V74H131ZM172 75V76H171ZM43 76V75H42ZM45 76V75H44ZM52 76V75H51ZM57 76V75H56ZM70 76V75H69ZM76 76V75H75ZM85 75H83L84 77ZM88 76V75H87ZM94 76V75H93ZM109 76V75H107ZM146 76V75H145ZM151 76V74H150ZM157 76V75H156ZM167 76V75H166ZM12 77V76H11ZM47 77V76H46ZM82 77V78H83ZM106 78V76H104ZM127 77V76H126ZM158 77V76H157ZM169 77V76H168ZM249 77V78H248ZM10 78V77H9ZM16 78V77H15ZM38 78V77H37ZM42 78V77H40ZM67 78V77H66ZM95 78V77H94ZM100 78V77H99ZM110 78V77H109ZM132 78V77H131ZM135 79V77H133ZM141 78V77H139ZM195 79L196 84L193 85L192 83H194V81H192L191 79ZM11 79V78H10ZM26 79V78H25ZM47 79V78H46ZM44 79V80H46ZM51 79V78H50ZM54 79V78H53ZM78 79V78H77ZM103 79V78H101ZM100 79V80H101ZM108 79V78H107ZM106 79V80H107ZM130 79V78H129ZM143 79V78H142ZM24 80V79H23ZM37 80V79H36ZM70 80V77L69 79ZM73 80V79H72ZM71 80V81H72ZM137 80V79H136ZM157 80V78H156ZM162 80V79H161ZM245 80V81H246ZM34 81V80H33ZM102 81V80H101ZM105 82V79L103 80ZM133 81V80H132ZM143 81V80H141ZM140 81V82H141ZM146 81V80H145ZM149 81V80H148ZM6 82V81H5ZM35 82V81H34ZM38 82V81H37ZM162 82V81H161ZM192 82V83H191ZM239 82V83H240ZM48 83V80H47ZM128 83V82H127ZM131 83V82H130ZM151 83V82H150ZM165 83V84H166ZM258 84L256 86V84ZM126 84V83H125ZM140 84V83H138ZM142 84V83H141ZM149 84V83H148ZM147 84V85H148ZM45 85V84H44ZM131 85V84H130ZM133 85H134V81H133ZM150 85V84H149ZM261 85V86H260ZM40 86V85H39ZM127 86V85H126ZM162 86V85H161ZM164 86V84H163ZM230 86V88H231ZM256 86V87H255ZM43 87V86H42ZM195 87H198L197 92L192 91V89H194ZM225 87V88H222ZM240 87V85H239ZM37 88V87H36ZM163 88V89H164ZM233 88V86H232ZM123 89V88H122ZM125 89V88H124ZM123 89V90H124ZM152 89V90H150ZM162 89V88H161ZM162 89V90H163ZM196 89V88H195ZM222 89H225V91H223ZM229 89V90H228ZM236 89H238L236 87ZM61 90V89H60ZM118 90V89H117ZM142 90V89H140ZM165 90V89H164ZM229 91L228 95H232L230 96L231 100H226V97L224 98V94H226V91ZM122 91V90H121ZM227 91V92H228ZM233 91V90H232ZM240 91V92H241ZM77 92V91H76ZM75 92V93H76ZM248 92L251 93V96L248 95ZM61 93V92H60ZM62 93L65 94V92L62 91ZM67 93V92H66ZM74 93V92H73ZM120 93V92H119ZM126 93V92H125ZM68 94V93H67ZM79 94V93H78ZM104 94V93H102ZM129 94V91H128ZM75 94H73L74 96ZM68 96V95H67ZM72 96V97H73ZM78 96V95H77ZM130 96V95H129ZM227 96V95H225ZM90 97V96H89ZM118 97V96H117ZM130 97V98H131ZM228 97V96H227ZM98 98V97H97ZM129 98V99H130ZM105 99V98H104ZM185 99H192L191 101H188L186 103H184ZM237 102H234V100ZM257 99V100H255ZM133 100V102H132ZM233 100V104L235 103V106H231V104L228 101H232ZM248 100V101H249ZM117 101V100H116ZM126 99L124 101H122L121 103L125 102ZM128 101H126L127 103ZM36 103V102H35ZM97 103V102H96ZM117 103V102H116ZM120 103V102H118ZM230 106H229V104ZM239 104V103H238ZM243 104V105H242ZM51 105V104H49ZM122 105V104H121ZM239 105V106H240ZM43 106V104H42ZM56 106V105H55ZM61 106V105H60ZM238 106V105H237ZM238 106V107H239ZM243 106V107H242ZM47 107V106H46ZM123 107V106H122ZM22 108V107H21ZM28 108V107H27ZM37 108H40L37 106ZM49 108V107H48ZM70 108V107H69ZM240 108V107H239ZM6 109V108H5ZM15 109V108H14ZM36 109V108H35ZM43 109V107H42ZM45 109V108H44ZM234 109V110H233ZM18 110V109H17ZM51 110V109H49ZM57 110V109H56ZM59 110V109H58ZM74 110V109H73ZM237 110V113H236ZM22 111V110H21ZM25 111V110H24ZM45 111V110H44ZM64 111V110H62ZM121 111V110H120ZM3 112V111H2ZM54 112V111H51ZM68 112V111H67ZM50 113V112H49ZM110 113V112H109ZM116 113V112H114ZM59 114V113H58ZM75 114V113H74ZM112 115H115L113 113H111ZM119 114V113H118ZM125 114V116H126ZM57 115V114H56ZM73 115V114H72ZM111 115V116H112ZM51 116V115H50ZM68 116V115H67ZM117 116V115H115ZM247 116L248 119L242 118V117ZM1 117V116H0ZM70 117V116H69ZM116 122V121H115ZM119 123V122H118ZM168 123V124H167ZM219 124L221 125L220 130L222 129V131L218 132L220 135L216 134L215 132V128L216 125ZM223 124L225 126H223ZM228 127H227V126ZM115 126V125H114ZM119 126V127H118ZM218 126V125H217ZM107 127V126H106ZM60 128V127H59ZM116 128V127H115ZM65 129V128H64ZM108 129V128H107ZM111 128L109 127V130ZM113 129V128H112ZM72 131V130H71ZM3 132V131H2ZM215 132V133H214ZM136 134V135H134ZM215 134V135H214ZM216 135L219 137L220 140H218V142L215 140ZM131 136L134 137V139L132 140ZM136 136V137H135ZM108 138V137H107ZM131 138V139H130ZM7 139V138H6ZM112 139V138H111ZM239 141H238V140ZM105 140V139H104ZM122 140L120 138V141L118 140V142H120V144H122ZM110 141V140H109ZM115 141V140H114ZM123 142V143H124ZM220 142V143H219ZM134 143V144H132ZM240 143V144H241ZM264 143V140L261 142ZM3 144V143H2ZM233 144V145H234ZM58 145V144H57ZM117 145V144H116ZM224 145V144H223ZM231 145V144H230ZM263 145V144H262ZM66 146V145H65ZM104 146V145H103ZM118 146V145H117ZM122 146V145H121ZM129 146V148H128ZM177 146V147H176ZM240 146V145H239ZM106 147V146H105ZM175 147V148H174ZM229 147V146H228ZM263 147V146H261ZM114 148V147H113ZM256 148V147H255ZM52 149V148H51ZM62 149V148H61ZM117 149V148H116ZM225 149V146H224ZM228 149V148H227ZM261 149V148H260ZM263 149V148H262ZM111 150V149H110ZM118 150V149H117ZM214 150V153H211L215 156H210V152ZM230 150V149H229ZM72 151V150H71ZM70 151V152H71ZM123 151V150H122ZM125 151V150H124ZM175 151L177 152L176 155L178 154V157L175 158ZM222 151V152H221ZM233 151V150H232ZM250 151V150H249ZM57 152V151H56ZM121 152V151H120ZM171 152V153H170ZM213 152V151H212ZM237 153L239 151H236ZM247 152V151H246ZM66 153V152H65ZM123 153V152H122ZM135 153V152H134ZM174 157H173V154ZM227 153V151L225 152ZM229 153V151H228ZM232 155L233 152H230ZM237 153H235V155L238 157V155L240 153H242L241 151L239 152V154L237 155ZM244 153V152H243ZM52 154V153H51ZM64 154V153H63ZM248 154V152H247ZM246 154V155H247ZM250 154V153H249ZM172 155V157H171ZM180 155V156H179ZM234 155V154H233ZM232 155V156H233ZM235 155L233 156V158L235 157ZM241 155V154H240ZM244 155V157L246 156ZM60 156V155H58ZM112 156V155H110ZM121 156V155H120ZM131 156V157H129ZM255 156V155H254ZM259 156V155H258ZM258 156L256 157L258 159ZM77 157V156H76ZM125 157V158H126ZM211 157H214V160H212ZM243 157V155H242ZM247 157V156H246ZM81 158V157H80ZM111 158V157H109ZM121 158V157H120ZM131 158V159H129ZM236 158V157H235ZM234 158V159H235ZM262 158V157H261ZM68 160L64 161V162H70L69 158H67ZM237 159V158H236ZM245 158H243L244 160ZM55 160V159H54ZM72 160H74L72 158ZM77 160V159H76ZM75 160V161H76ZM117 160H119V158H117ZM242 160V161H243ZM61 161V159H60ZM217 161V165L218 168H215V164L213 162ZM234 161V160H232ZM231 161V163H232ZM240 161V162H242ZM235 162V161H234ZM237 162V161H236ZM239 162V159H238ZM257 162V161H256ZM262 162V161H261ZM54 163V162H53ZM52 163V164H53ZM73 163V161H72ZM117 163V162H116ZM230 163V160L229 162ZM227 163V164H228ZM243 163V162H242ZM240 163V164H242ZM56 164H61V163H55ZM70 164V163H69ZM245 164V163H244ZM256 164V163H255ZM261 164V163H260ZM67 165V164H65ZM119 165V164H118ZM214 165V167L212 166ZM216 165V167H217ZM237 165V164H236ZM235 165V166H236ZM239 165V164H238ZM252 165V163H251ZM257 165V164H256ZM62 166V165H61ZM114 166V165H113ZM234 166V165H233ZM235 166H234V173L238 172L236 170L235 172ZM242 166V165H241ZM240 166V168H241ZM247 166V165H246ZM258 166V165H257ZM49 167V166H48ZM53 167V166H52ZM51 167V168H52ZM118 167V166H117ZM229 167V166H228ZM227 167V169H229ZM231 167V166H230ZM245 167V166H244ZM243 167V168H244ZM249 167V166H247ZM65 168V167H64ZM236 168H239V166H237ZM239 168V169H240ZM253 168V167H252ZM259 168V166H258ZM257 168V169H258ZM262 168V166H261ZM261 168H259V172L260 175L258 173V171L256 172L260 177L261 174L264 173V170H262ZM111 169V168H110ZM238 169V170H239ZM242 169V168H241ZM240 169V170H241ZM246 169V168H245ZM256 169V170H257ZM68 170V169H67ZM223 171L221 173V171ZM244 170V169H243ZM255 170V169H254ZM255 170V171H256ZM106 171V170H104ZM103 171V172H104ZM116 171V170H115ZM119 171V170H118ZM232 171H228L227 173L229 175H231V177L236 179V175H238V173L233 174V173H229ZM242 171V170H241ZM246 174L247 177H250V175L248 176V172L247 170ZM254 171V173H255ZM53 172V171H52ZM69 172V171H68ZM243 172V171H242ZM80 173V172H79ZM85 173V172H84ZM107 173V172H106ZM253 173V171H252ZM91 174V173H90ZM105 174V173H104ZM114 174V173H113ZM118 174V175H119ZM232 174L234 176H232ZM245 174V173H244ZM88 175V174H87ZM109 174L105 175L108 176ZM119 175V176H120ZM228 175V176H229ZM256 175V174H254ZM258 175H256L255 179L260 180V177L258 179ZM111 176V174H110ZM109 176V177H110ZM116 176V175H115ZM118 176V177H119ZM253 176V175H251ZM262 176H264V174H262ZM96 177V176H95ZM133 177V178H132ZM185 177H188L185 178ZM231 177L229 176L230 180ZM105 178V177H104ZM228 177H226L227 179ZM232 178V179H233ZM241 178V177H240ZM251 178V177H250ZM108 179V178H106ZM114 179V178H113ZM112 179V180H113ZM189 179H192V184L193 186L196 187V189L198 190L197 193H195V195L190 194L189 190H188V186L193 187L190 183V185L188 184L190 181ZM225 179V180H226ZM239 179V177L237 178ZM244 179V178H243ZM254 179V181H256ZM264 179V178H263ZM89 180V179H87ZM92 179H90L89 181H91ZM95 180V179H94ZM104 180V179H103ZM101 180V181H103ZM111 180V179H109ZM188 180V181H187ZM242 180V178H241ZM248 180V179H247ZM82 182V181H81ZM84 182V181H83ZM87 182V181H86ZM93 182V181H92ZM130 182H132L130 184ZM226 182V181H225ZM228 182V181H227ZM233 182V181H230ZM236 182V181H234ZM78 183H80L78 181ZM94 183V182H93ZM102 183V182H101ZM122 183V184H123ZM135 183V184H134ZM223 183V182H220ZM244 184L247 183V181L245 182L244 179ZM243 183L242 186H243ZM251 183V181H250ZM249 183V184H250ZM254 183V182H253ZM259 183V182H257ZM73 184V183H72ZM159 184V185H158ZM249 184H246L247 186ZM261 184V182H260ZM92 185V184H91ZM90 185V186H91ZM96 185V184H95ZM103 185V183H102ZM119 185V184H118ZM133 185H135V187H133ZM231 184H227V188L230 187ZM259 185V184H257ZM83 186V185H82ZM81 186V187H82ZM97 186H100L97 185ZM232 187L227 190V198H231L235 195V191H238L241 193L240 190H235V186H233V184L231 185ZM240 186V185H239ZM245 186V185H244ZM264 186V184L262 185ZM59 187V186H58ZM96 187V186H95ZM108 187V186H107ZM111 187V186H110ZM109 187V189H110ZM124 187H122L124 189ZM131 187V188H129ZM133 187V188H132ZM221 187V186H220ZM252 187V186H251ZM258 187V186H257ZM259 187L261 188V185H259ZM258 187V188H259ZM80 188V187H79ZM103 188V187H102ZM121 188V187H120ZM241 188V187H239ZM238 188V189H239ZM245 188V187H244ZM247 188V187H246ZM250 188V186H249ZM253 188V187H252ZM7 189V188H5ZM114 189V188H113ZM158 189L163 190L161 194H158ZM195 189V188H194ZM11 190V189H10ZM61 190V189H60ZM121 190V189H120ZM126 190V189H125ZM188 190V191H187ZM244 190V189H243ZM259 191V189H257ZM109 191V190H108ZM113 191V190H112ZM119 191V190H118ZM124 191V190H123ZM122 191V192H123ZM185 191L187 192V195H185ZM255 191V190H254ZM189 192V193H188ZM247 192V191H246ZM5 193V192H4ZM78 193V192H77ZM256 193V192H255ZM259 193V192H258ZM7 194V193H6ZM5 194V195H6ZM70 194V193H69ZM118 194V193H117ZM123 194H126V192H124ZM188 194H190L188 196ZM237 194V193H236ZM243 194V193H242ZM52 195V194H51ZM246 195V194H245ZM254 195V194H253ZM257 195V194H256ZM262 195V194H261ZM12 196V195H11ZM113 196V195H112ZM238 196V195H237ZM7 197V196H6ZM74 197V196H73ZM121 197V198H122ZM252 197V195L250 196ZM262 197V196H261ZM10 198V197H9ZM189 198V199H188ZM190 198H192L190 200ZM247 198V196H246ZM3 199V198H2ZM16 199V197H15ZM63 199V198H61ZM66 199V198H65ZM73 199V198H72ZM160 199H162L160 201ZM58 200V199H57ZM121 200V199H120ZM132 200V199H131ZM253 200V199H252ZM258 200V199H257ZM31 201V200H30ZM110 201V200H109ZM136 201V202H137ZM241 201V200H240ZM22 202V201H21ZM53 202V201H52ZM57 202V201H56ZM59 202V201H58ZM57 202V203H58ZM99 202V201H98ZM122 202V201H121ZM134 202V201H133ZM136 202H134V204H136ZM152 202V203H151ZM233 202V201H232ZM239 201H237L236 203H238ZM242 202V201H241ZM30 203V202H29ZM42 203V202H41ZM45 203V202H44ZM100 203V202H99ZM111 203V201H110ZM112 203L114 204V201H112ZM137 203V205H138ZM223 203V202H222ZM234 203V204H236ZM264 203V202H263ZM67 204V203H66ZM92 204V203H91ZM112 204V206L114 207V205ZM122 204V203H121ZM124 204V202H123ZM122 204V205H123ZM240 204V202H239ZM244 204V202H243ZM261 204V203H260ZM95 205V203H94ZM109 204H107L106 206H108ZM117 205V204H116ZM125 205V204H124ZM127 205V204H126ZM125 205V206H126ZM237 205V204H236ZM55 206V205H54ZM124 206V207H125ZM133 207V203L130 204V207ZM239 206V205H238ZM238 206L236 208V206L234 205L235 208L233 209H238ZM242 207V205H240ZM239 206V209H241ZM28 207V206H27ZM64 207V206H63ZM67 207V206H66ZM110 207V205L108 206ZM116 207V206H115ZM127 207V206H126ZM129 207V206H128ZM221 207V206H220ZM224 207V206H223ZM248 207V206H247ZM89 208V207H88ZM87 208V209H88ZM112 208V207H111ZM186 208V209H184ZM252 208V207H249ZM248 208V209H249ZM10 209V208H9ZM16 209V207H15ZM51 209V208H50ZM80 209V208H79ZM101 209V208H100ZM113 209V208H112ZM119 209V208H118ZM221 209V208H220ZM244 209V206L243 208ZM65 210V209H64ZM124 210V209H123ZM127 210V209H126ZM232 210V209H231ZM257 210V208H256ZM12 211V210H11ZM66 211V210H65ZM86 211V210H85ZM89 211V210H88ZM94 211V210H93ZM107 211V210H106ZM118 212V210H116ZM242 211V210H241ZM264 211V208H263ZM262 211V212H263ZM25 212V211H24ZM90 212L92 213V210L89 211L87 213V215L90 214ZM32 213V212H31ZM125 213V212H124ZM127 213V212H126ZM136 213V212H135ZM230 213V214H229ZM61 214V213H60ZM222 215L224 213H221ZM253 214V213H250ZM261 214V213H260ZM12 215V214H11ZM35 215V214H34ZM158 215H161V222L162 224L158 223ZM236 217L237 215L234 214ZM262 215V214H261ZM9 216V215H8ZM7 216V217H8ZM24 216V215H21ZM31 216V215H30ZM97 216V215H96ZM125 217V218H129ZM168 216V217H166ZM255 216V215H254ZM259 216V215H257ZM61 217V216H60ZM93 217V216H92ZM91 219H87V220H91L90 224L95 225V222L99 223V221L102 223L101 219H95L94 217ZM109 217V216H108ZM224 217V218H223ZM246 217V216H245ZM9 218V217H8ZM11 218V217H10ZM13 218V217H12ZM11 218V219H12ZM47 218V217H46ZM124 218V217H123ZM48 219V218H47ZM51 219V218H50ZM77 219V218H76ZM85 219V218H84ZM258 219V217L256 218ZM260 219V218H259ZM16 220V218H15ZM44 220V219H43ZM65 220V219H63ZM79 220V219H78ZM82 220V219H81ZM116 220V221H115ZM119 220V221H118ZM123 220V219H122ZM242 220V219H240ZM244 220V218H243ZM261 220V219H260ZM7 221V220H6ZM46 221V220H45ZM83 221V220H82ZM93 221V222H92ZM236 223H234V222ZM13 222V221H12ZM40 222V220L38 221ZM86 222V221H85ZM89 222V221H88ZM124 222V221H123ZM176 222V223H175ZM233 222V223H232ZM244 222H247L246 220ZM42 223V222H41ZM40 223V225H41ZM46 223V222H45ZM48 223V222H47ZM68 223V222H67ZM82 223V222H81ZM251 223V222H250ZM249 223V224H250ZM256 223V222H255ZM17 224V223H16ZM23 224V223H22ZM39 224V223H38ZM84 224V223H83ZM174 224V225H172ZM237 224V225H236ZM245 224V223H244ZM258 224V223H257ZM262 224V223H261ZM25 225V224H24ZM44 225V224H43ZM97 225V224H96ZM118 225H120L118 227ZM177 225V226H176ZM236 225V226H235ZM29 226V225H28ZM88 226V225H87ZM93 226V225H92ZM98 226V225H97ZM158 226H161L160 228H158ZM175 226V227H174ZM248 226V224H247ZM38 227V226H37ZM43 227V226H42ZM74 227V226H73ZM77 227V226H75ZM74 227V228H75ZM84 227V226H83ZM101 227V226H100ZM121 228L122 230H119L118 228ZM27 228V227H26ZM25 228V229H26ZM36 228V227H35ZM44 228V227H43ZM42 228V229H43ZM246 228V227H245ZM250 228V227H248ZM247 228V229H248ZM263 228L262 226L260 227V229ZM11 229V228H10ZM29 229V227H28ZM80 229V228H79ZM100 229V228H99ZM106 229V230H104ZM110 229H112L110 231ZM255 229V228H254ZM46 230V229H45ZM53 230V229H52ZM83 230V229H82ZM87 230V228H86ZM95 230V229H94ZM93 230V231H94ZM176 230V231H175ZM242 230V229H240ZM263 230V229H262ZM28 231V230H27ZM37 231V230H36ZM41 231V230H40ZM65 231V230H64ZM96 231V230H95ZM253 231V230H252ZM255 231V230H254ZM17 232V231H16ZM80 232V231H79ZM82 232V231H81ZM84 232V231H83ZM251 232V231H250ZM13 233V232H12ZM43 233V230H42ZM63 233V232H62ZM66 233V232H65ZM64 233V234H65ZM85 233V232H84ZM89 233V232H88ZM87 233V234H88ZM91 233V232H90ZM89 233V234H90ZM98 232H96L97 234ZM247 233V232H246ZM245 233V234H246ZM261 233V232H260ZM21 234V233H20ZM39 234V232H38ZM240 234V235H239ZM250 234V233H249ZM253 234V233H252ZM19 235V234H18ZM22 235V234H21ZM36 235V234H35ZM85 235V234H84ZM173 235V236H172ZM258 235V234H257ZM257 235H253V236H257ZM10 236V235H9ZM58 236V235H57ZM77 236V235H76ZM89 236V235H88ZM102 236V235H101ZM240 236V237H239ZM245 236V235H243ZM248 236V235H247ZM70 237V236H69ZM72 237V236H71ZM172 240L171 242H173L175 239L179 240L180 242H182V246H181V251H177V254H174L173 256H180L179 258L182 260H180L178 257V260H175L176 258L172 257V253H166V254H162V253H158V247H162L164 250H173L171 247L169 249V245H168V239ZM252 237V236H251ZM259 237V236H258ZM261 237V236H260ZM60 238V237H59ZM92 238V237H91ZM240 238V239H239ZM247 240L250 237H245ZM256 238V237H255ZM17 240L19 238H16ZM81 239V238H80ZM174 239V240H173ZM9 240V239H8ZM86 240V239H85ZM19 241V240H18ZM85 242V241H84ZM171 242L169 244H171ZM85 244V243H84ZM175 243L173 242V245ZM11 245V244H10ZM58 245V244H57ZM87 245V244H86ZM90 245V244H88ZM172 245V246H173ZM175 245V248H178V246ZM19 247V246H17ZM28 247V246H27ZM64 247V246H63ZM85 247V246H84ZM62 248V247H61ZM77 248V247H76ZM174 248V250H176ZM48 249V248H47ZM55 249V248H54ZM57 249V248H56ZM69 249V248H68ZM74 249V248H73ZM13 250V249H12ZM17 250V249H16ZM28 250V249H27ZM38 250V249H37ZM75 250V249H74ZM77 250V249H76ZM173 250V251H174ZM69 251V250H68ZM235 251V252H234ZM246 251V252H245ZM176 252V251H175ZM6 253V252H5ZM17 253V252H16ZM24 253V252H22ZM27 253V252H26ZM33 253V252H32ZM39 253V255H38ZM60 253V252H58ZM182 253L181 255H178ZM29 254V252H28ZM38 256H42V254H40V252L38 251L37 253H35ZM49 254V253H48ZM69 254V253H68ZM12 255V253H11ZM20 255V254H19ZM54 255V254H53ZM59 255V254H58ZM235 255V256H234ZM13 256V255H12ZM23 256V255H21ZM35 256V255H34ZM34 257V260L32 263L33 264H50L53 260H50V258H48L49 256H42V258L40 257ZM57 256V255H56ZM61 256V255H60ZM244 256V257H245ZM8 257V256H7ZM20 257V256H17ZM27 257V256H25ZM45 257H47V259H44ZM256 257V256H255ZM30 258V257H29ZM28 258V260H29ZM202 258V259H201ZM243 258V259H242ZM262 258V257H261ZM16 259V257H15ZM20 259V258H19ZM16 259V260H19ZM57 259V258H56ZM174 259V261H173ZM247 259V258H246ZM11 260V259H10ZM9 260V261H10ZM27 260V261H28ZM31 260V258H30ZM245 260V259H244ZM5 261V260H4ZM22 261V260H21ZM24 261V260H23ZM240 261V260H239ZM254 261V260H253ZM252 261V262H253ZM259 261V260H258ZM264 261V260H262ZM6 262V261H5ZM8 262V261H7ZM18 262V261H17ZM244 262V261H243ZM251 262V261H250ZM261 262V261H260ZM11 263V262H10ZM26 263V262H25ZM29 263L28 264H32ZM71 263V262H70ZM241 263V262H240ZM14 264V262H13ZM67 264V262H66ZM246 264V262H245ZM255 264V262L253 263Z\"/></svg>","mask_w":264,"mask_h":264}]
</instances>
